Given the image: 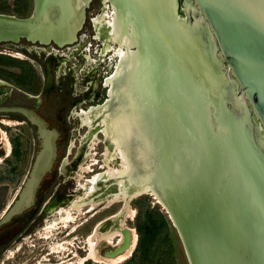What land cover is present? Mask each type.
I'll use <instances>...</instances> for the list:
<instances>
[{
  "label": "water",
  "instance_id": "1",
  "mask_svg": "<svg viewBox=\"0 0 264 264\" xmlns=\"http://www.w3.org/2000/svg\"><path fill=\"white\" fill-rule=\"evenodd\" d=\"M191 1L194 5L184 10L182 18L177 0H118L117 7L129 15L141 42L155 53L159 72L160 68L177 71L188 107L199 123L197 130L193 125L183 127L190 136V153L200 154L189 192L182 190L170 162L151 172L157 178L152 189L144 182L139 160L133 170L141 174L126 182L144 186L160 199L190 264H212L219 258L220 264L232 263L238 257H247L248 264H264V153L254 138L252 120L254 114L264 131V0ZM40 3L36 0L34 18L28 20L0 15V33H6L0 43L27 39L36 31L39 26L30 25L38 20ZM234 92L236 105L231 98ZM10 111L37 128L39 146L18 198L0 226L34 204L39 184L57 157L54 130L30 111ZM173 117L183 124L176 114ZM129 231L123 230L120 247L109 257L129 247ZM241 242L246 252L243 246L240 249Z\"/></svg>",
  "mask_w": 264,
  "mask_h": 264
},
{
  "label": "flooded vegetation",
  "instance_id": "2",
  "mask_svg": "<svg viewBox=\"0 0 264 264\" xmlns=\"http://www.w3.org/2000/svg\"><path fill=\"white\" fill-rule=\"evenodd\" d=\"M76 1L77 0H41L38 20H34V22H36V28L39 26L36 30L44 29V31H42V35L45 36L43 42L38 39L29 40L20 38L17 41L0 43V46L12 50V55H9L12 59L26 61L28 66L33 70L28 74L27 85H29V89L26 90L9 83L5 79H0V197L5 189L4 187L8 174L11 176L13 172H16V166L20 157V139H22V135L24 134L17 128H20L22 131H28L34 135L37 144L36 152L39 146V141L36 136L37 128L21 114L10 110L24 109L30 111L44 122L47 129L54 130L58 135L56 140L57 157L53 169L39 184L34 204L0 226V261L6 258V261L13 260L14 263H17V260L20 259L19 256L23 254V246L27 247L26 239L31 238L30 235L34 226L40 222L43 223V218L46 217L47 220L44 222V228L42 229L46 233L45 228L50 222L57 220L50 219L53 214L61 218L65 216V210L68 206H64L67 199L57 192V188L54 187L53 182L48 180V177L53 175L56 163L64 155L67 146L66 136L76 135L78 129L83 127L80 120L81 113H89L90 117H95V121L93 122L94 125L90 128L88 134L89 139L98 132L102 133V126H100L96 120L98 117L97 114L100 112L98 108H102L104 105H107L106 108L108 111H103L108 113L110 117L116 116L115 113H118V110H122L123 104L125 105L124 111L128 116L130 107H132L133 113L136 111L139 115H144L145 112L146 78L144 77L149 65H147L146 59H148L147 57L150 52L147 50L146 45L139 39V34L136 33L135 27L134 30L132 29L134 23L129 19L130 17L127 13L120 11L115 0H86L87 2L83 8L79 7V0V3L74 5ZM35 3L36 0H32V11L27 16L28 18L26 17L23 19L11 15H0L14 17L19 20H28L34 16ZM192 3L191 0H177L178 14H181L182 18H184L185 15L184 10L194 5ZM93 4L98 6V9L103 14L102 16L99 17L98 15L90 13ZM67 11L69 12L68 14ZM112 11H116V13L114 14ZM104 12L109 13V16L104 17ZM68 19L73 24L70 38L67 37V39L62 40L58 35L59 32H45L46 27L59 29L67 26L66 22ZM109 21L112 22L113 25L110 24ZM58 22L61 26H59ZM85 23H88L89 29L85 27ZM112 32H114V35H118L117 42L124 39L126 43V45L122 47L121 52L124 53L121 58L118 54V45L114 44L111 39ZM138 41L140 42L139 44ZM98 43L100 44L98 45ZM0 55L4 54L0 52ZM113 68L114 71L112 74L107 76L101 75L102 70L104 71L103 73H107L108 70H112ZM117 71L118 73L115 75V78L110 80L112 75ZM35 80H37L40 86L39 89L33 87ZM98 88L102 90L101 93L103 97L101 99H98ZM109 92L112 94L111 96ZM82 107H84V109ZM74 109H77V111ZM75 125L77 126L75 127ZM105 142L107 146H110L107 141ZM82 145L83 148L87 147L86 143ZM127 150L126 147V153L128 154ZM36 152L31 159L30 169ZM63 164H65V160ZM72 166H75V163ZM129 187L130 189L137 188V186L133 184H129ZM20 190L4 208H1L0 203V220L17 200ZM113 190L115 189L111 186L105 189L103 193L97 192V189L91 193L94 199L98 193L104 196L108 192L112 193ZM103 205L104 204H100L97 207H102ZM97 207L92 210L97 209ZM92 210H89L88 213ZM117 240L115 243L112 241L110 245H100L98 248L99 255L102 257H109L108 254L119 247L116 245ZM68 246L71 245L69 244ZM71 250L73 249H69L71 254L69 261L72 259L74 260ZM75 251H77L79 258H84L79 255L81 253L82 255L85 254V251L83 252L81 247H75ZM7 254H9L8 257ZM66 256L69 255L67 254L65 257ZM62 263H64L63 260L56 264ZM37 264L41 263L38 262Z\"/></svg>",
  "mask_w": 264,
  "mask_h": 264
},
{
  "label": "rangeland",
  "instance_id": "3",
  "mask_svg": "<svg viewBox=\"0 0 264 264\" xmlns=\"http://www.w3.org/2000/svg\"><path fill=\"white\" fill-rule=\"evenodd\" d=\"M31 11H32V0H0V14L11 15L18 18H26L31 13ZM90 13L98 15L99 17L103 15L102 12H100V10L98 9V6L96 4L92 5ZM107 14L109 15V13ZM180 16L182 15L180 14ZM85 27L89 29L88 23H85ZM99 44L100 43H98V45ZM0 52L4 54V55H0V79H5L9 83L21 89L24 90L29 89V85H27L28 82L27 77L28 74L31 73L33 70L31 69V67L28 66V63L26 61H18L12 59L9 55H12L13 52L9 48L0 46ZM149 55L152 59H154L153 54L150 53ZM156 67H157L156 65H154L152 68L148 67L146 71V75L144 77L146 78V97L144 102V107H145L144 115L141 114L139 117L138 114V118L140 119L138 120L137 123V119L134 117L137 115L136 111L135 113H133V109L132 107H130L129 116L127 115L124 118V121L127 120L126 122L129 126L127 131L126 147L128 149L127 155H128V163L130 169L128 173L125 174L123 178V182H125L124 184L125 190L128 192V194H132L135 192L139 193L136 198L129 201L128 209L130 210V212L127 213V215H125V219H124V224L127 227V229H129L130 231L132 230L136 235V243L131 255L122 261L114 262V263L111 262L101 263L92 259H89V261L86 260L87 262L86 261L79 262V259L82 258H79V256L77 255V251H75V247L78 246L81 247L83 252L85 251V254L82 255L81 253L79 255L80 257H85L88 249L87 240L92 235L95 227L104 219L114 215L115 213L119 212L121 208H123V203L118 202L110 206L109 208H104V206L102 207L100 206L97 207V209L92 210L88 213V211L90 210L89 209L90 206L88 205L89 201L87 200L85 204L80 205V203L84 202L85 198L87 197H89L88 199L93 198L92 197L93 192L90 193L91 189L93 188V183H94L93 179L97 175H100L104 173L105 170H107L103 161L105 159V156H107L106 155L107 151H109L108 150L109 146L107 147V143L104 141L105 138L102 133L98 132L97 135L95 134L94 136H92V138L88 139V134L90 129L87 126H83L81 129H78L76 135L66 136L67 146L64 155L56 163L53 175L48 177V180L54 183V187L57 188V192H59V194L62 197H65L67 199L64 207L68 206L67 207L68 209L70 208L71 205L80 206L79 209L72 210L70 212L71 216L72 215L74 216V219H71V223H67L66 225H64V223L62 222V218L59 217L58 215L53 214L51 216L52 218L50 219L51 220L57 219V220H54V222L52 221L50 222L49 226L52 225L53 228H51L49 232L46 234L42 229L44 228V222L47 219L46 217L43 218V223L40 222L39 224L34 226L33 231L31 232L30 235L31 238L26 239L27 247L23 246L22 249L23 254L19 256L20 259L17 260L18 262L14 263L13 260L6 261V258H3L0 261V264H2V262L3 264H37L38 262L41 264H56L60 262V260H63L64 262L71 264H189L190 263L184 245L181 241V238L177 230L173 226L171 220L169 219L165 207L156 197L152 195L153 194L152 191H148L144 186L139 189L138 187L135 189L132 188L129 189L130 188L128 184L129 182L128 183L126 182V180L128 181L129 179H132V177L133 178L139 177L138 173L140 170L139 169L133 170V166L137 165V161L139 160L140 163L142 164V168L141 166L140 168L143 169L144 182L150 183V188L152 189L153 187H155L153 183H155L157 178L153 177L154 174L152 175L151 172L153 170L154 172L155 170L157 172V170L163 167L162 166L163 164L165 167V164L169 165L170 162L173 173L175 174V176L178 177L180 186L181 188H183L182 190H186L187 192H189L190 190L189 183L191 181L190 177L191 175L193 176L194 174H196L195 171H197L199 166L198 158L200 154L198 153L199 155L197 154L193 156L192 153H190L192 150L191 148L189 149L187 146L191 142L189 138L190 136L189 137L186 136L184 134L185 131L183 129V127L185 128V126L186 127L194 126L196 130L197 127L199 129L198 117L196 116L197 117L196 119L194 113L192 114L193 110L190 111V109H188L189 100L186 98L185 94H183L184 90L179 83L177 71H175L172 68V69H168L167 72L165 68H160V72H159V69H157ZM169 70L173 74H171ZM113 71L114 68L112 70H108L107 73L106 72L103 73L104 71L102 70L101 75L107 76L112 74ZM114 78L115 77H113L112 75V78L110 80H113ZM168 84L170 85V88ZM33 87L39 89L40 86L38 85L37 80L34 81ZM140 89H141V84H140ZM98 91H99L98 99H101L103 97V94L101 93L102 90L98 88ZM184 104L187 106H184ZM170 106L173 108L172 110L174 116L176 114L178 117H180L183 124L181 122L180 123L176 122L178 120L177 119L175 120V118L173 117V113L171 111ZM106 107L107 106L104 105V107L98 108L100 109V112L97 114L98 115L97 119L100 116L105 117L106 119L105 122L109 125L110 122L114 120L115 116L110 117L108 113H105L103 110H107ZM82 108L84 109V107ZM175 108L178 109L177 110L178 114L176 113ZM190 116L191 118H189ZM94 118L91 117L93 121H95ZM117 118H121V117H117ZM252 120H253L254 138L260 144V147L264 153V136H263L264 131L261 128L254 114H252ZM137 124H139L140 127H138ZM76 126L77 125H75V127ZM17 129L24 134L22 135V139H20V144H21L20 157L18 159V163L16 166V172H13L11 176L8 174L9 179L7 178L6 185L4 187L5 189L3 190L2 195L0 197L1 208H4L6 204L10 203L11 200L14 198L15 194L20 190L22 183L24 182L29 172L32 162L31 159L34 153L36 152L37 144L34 135L29 133L28 131H22L20 128ZM185 130L187 129L185 128ZM90 139L91 141L94 139L93 142L95 147L93 146L91 149L87 145L86 148H83L82 144L86 143L87 141L90 142ZM197 146H201L200 141L198 142ZM91 152H93L92 156H94V159L96 160L93 164L91 162L92 161L91 158L89 157ZM108 156H107V161L108 162L110 161L109 166H111L113 169H118L120 166L119 158L118 157L116 158L114 156L113 157L110 156L108 157ZM193 157L197 161H195ZM64 160H65V164H63ZM74 163L75 166H72ZM140 163H138V165H140ZM89 164L91 167L89 166ZM186 165H189L190 168L187 167ZM81 167H89L91 171L88 173H83L81 171ZM164 167L162 169H164ZM136 171L137 174L135 175ZM131 173L132 176L130 175ZM117 178H119V176H117ZM214 178L215 176H213V180ZM139 190L141 191L143 190L142 193L139 192ZM146 206H149L150 209L159 212L164 217L166 224L164 228L161 227L160 230L157 233H155L154 238L151 241L152 245H150L149 247V250L151 252V257L142 260L141 258L142 256L140 254L141 249L138 246L136 217L138 216V213L141 210H143ZM117 225L118 224L116 221V222H111L107 227L117 228L118 227ZM146 237L148 238L147 234ZM115 242L116 240H114V243ZM71 243H74L72 244L74 246H72ZM69 244L71 246H68ZM59 245L61 246V249L64 250L63 251L60 250L59 253H53L52 248H55ZM243 245L244 243L241 242L240 249H242ZM71 248L73 249L71 251H74L76 257L72 252L74 260L72 259L69 261V259L71 258L69 249ZM243 251L246 252L245 245L243 246ZM67 254L69 256L65 257V255ZM8 255L9 254H7V257ZM225 258L226 256L223 259ZM237 259H235V261H233L232 263L231 262L229 263L227 260L226 263L224 264H248L247 257H240V258L238 257ZM220 262H221L220 258L217 260L214 259L212 264H220Z\"/></svg>",
  "mask_w": 264,
  "mask_h": 264
},
{
  "label": "bare ground",
  "instance_id": "4",
  "mask_svg": "<svg viewBox=\"0 0 264 264\" xmlns=\"http://www.w3.org/2000/svg\"><path fill=\"white\" fill-rule=\"evenodd\" d=\"M60 1V0H59ZM80 1V4H79V7L80 8H83V6L86 4V0H79ZM79 1L77 0L74 5H76L77 3H79ZM188 1V0H187ZM60 3V2H59ZM62 3V2H61ZM116 5L119 4L118 0L115 1ZM187 3V2H186ZM185 4V3H184ZM193 4V3H192ZM63 5V4H62ZM106 5V4H104ZM59 6V5H58ZM107 6V5H106ZM110 6V5H109ZM108 7V6H107ZM106 7V8H107ZM184 7V6H183ZM59 8V7H58ZM63 8V7H62ZM65 8V7H64ZM190 8V7H189ZM114 10V8H113ZM76 11V10H74ZM73 11V12H74ZM81 11V10H80ZM111 11V10H110ZM114 14L116 13V11H112ZM60 13V12H59ZM65 13V12H64ZM69 12L67 11V14ZM85 14V13H84ZM107 13H104V17H108L109 15H106ZM113 14V15H114ZM65 15V14H64ZM63 15V16H64ZM81 15V14H80ZM58 16V15H57ZM115 17V16H114ZM2 18V17H1ZM28 18V17H27ZM71 18V17H70ZM103 18V17H102ZM111 18V17H110ZM17 19V18H16ZM24 19V18H23ZM54 19V18H53ZM105 19V18H104ZM130 19V18H129ZM19 20V19H18ZM26 20V19H25ZM59 20V19H58ZM57 20V21H58ZM60 21V20H59ZM110 22V21H109ZM36 22H32L30 26L34 27L33 25L36 26L35 24ZM59 23V22H58ZM63 24V23H62ZM67 26H64L63 28H51V27H46L45 29V32H48L49 31L51 33H58L59 37L64 40V39H67V37L70 38V35H71V31H72V28H73V24L71 23V21L68 19L67 22H66ZM65 24V25H66ZM84 24V22H83ZM97 24V22H96ZM105 24V23H104ZM110 24H112V22H110ZM132 24V23H131ZM113 25V24H112ZM59 26L60 23H59ZM107 26V25H106ZM132 29L134 30V25H132ZM45 27V26H44ZM82 27V26H81ZM128 28V27H127ZM36 30V31H33L31 33H29V35L27 36V39L29 40H40L41 42H43L45 40V36L42 35V31L43 30ZM79 30V29H78ZM75 31V30H74ZM107 31V30H106ZM111 31V29H110ZM131 31V30H130ZM109 33V32H108ZM2 34H6V33H0V37L2 36ZM111 39L112 41L114 42V44L118 45V48H119V57L121 58V56L123 55L124 52H121L122 50V47H124L126 45V43L124 42V39H121L120 42H117L118 40V35H114V32H112L111 34ZM65 36V37H64ZM58 37V38H59ZM64 37V38H63ZM50 39V38H49ZM110 39V41H111ZM75 41V40H74ZM46 42V41H45ZM55 42V41H54ZM106 43V42H105ZM111 43V42H110ZM140 42L138 41V44ZM41 44V43H40ZM112 45V44H110ZM117 47V46H116ZM136 47V46H135ZM110 48V47H109ZM34 49V48H33ZM38 49V48H37ZM139 49V48H138ZM34 51V50H33ZM135 53V52H134ZM151 54H153L154 56V59H152L150 57V55L147 57L148 59H146V63L147 65L149 64L150 67L152 68L155 64H156V61H155V53L154 52H151ZM107 56V55H106ZM92 58V57H91ZM90 61V60H89ZM88 61V62H89ZM128 63V62H127ZM123 64V63H122ZM148 65V67H149ZM90 66V65H89ZM88 66V67H89ZM118 69V68H116ZM170 71V70H169ZM85 72V71H84ZM118 73L115 72L113 77H115V75ZM171 73V71H170ZM79 74V73H78ZM82 74V73H81ZM85 74V73H84ZM173 74V73H171ZM203 74V73H202ZM80 76V75H79ZM173 76V75H172ZM175 77V76H174ZM78 78V77H77ZM81 78V77H80ZM83 78V77H82ZM112 78V77H111ZM87 80V79H86ZM169 80V79H168ZM172 80V79H171ZM91 81V80H90ZM124 81V80H123ZM88 82V81H87ZM111 82V81H110ZM170 82V81H168ZM178 82V80H177ZM86 83V82H85ZM173 83V82H172ZM179 84V83H178ZM78 85V84H76ZM169 85V84H168ZM174 85V84H172ZM212 85H215L214 83H212ZM79 86V85H78ZM104 86V85H103ZM178 86V85H177ZM80 87V86H79ZM78 87V88H79ZM167 87V86H166ZM219 88V91H222V89L220 88V86H217ZM77 88V89H78ZM169 88H170V85H169ZM224 88V87H223ZM90 89V88H89ZM84 90V89H83ZM124 90V89H123ZM224 90L227 92V90L224 88ZM169 91V90H168ZM176 91V90H175ZM122 92V91H121ZM223 92V91H222ZM177 93V92H176ZM224 93V92H223ZM84 94V93H83ZM110 96L112 95L110 92H109ZM184 94V93H183ZM182 94V95H183ZM95 95V94H94ZM177 95H180V94H177ZM228 96V94H225L224 93V96ZM81 96V95H80ZM96 96V95H95ZM122 97V96H121ZM91 98V97H90ZM96 98V97H94ZM231 98L233 100V102L235 103L236 105V94L235 92L231 95ZM92 99V98H91ZM123 99V98H122ZM161 100V99H160ZM179 100V99H178ZM95 101V100H94ZM112 102V101H111ZM182 102V101H181ZM114 103V102H113ZM112 103V104H113ZM183 103V102H182ZM111 104V105H112ZM164 104V103H163ZM107 106V105H105ZM118 106V105H117ZM131 106H132V103H131ZM184 106H187L184 104ZM79 107V106H78ZM76 108V107H75ZM116 108V107H115ZM186 108V107H185ZM189 109V108H188ZM75 110V109H74ZM113 110V109H112ZM125 110V105L123 104L122 106V110H118L119 112L118 113H115L116 116L114 117V120L110 122V124L108 125L105 121V117H99L96 121L98 122V124L101 127V132L102 134L104 135V138L105 140L104 141H107L108 143H110V146L108 147V150L106 155L110 156V157H118L119 158V161H120V166L118 169H113L111 166H109V163L110 161L108 162L107 161V156H105V159L103 161V163L105 164V167L107 168V170H105L104 173L100 174V175H97L93 180H94V183H93V188L91 189V192H94L96 189H97V192L99 191V193H103L105 189L113 186L115 190L112 191V193L108 192L106 195H98L93 199H88L89 197L85 198L84 199V202L80 203L81 204H85L87 202V200L89 201L88 206L90 210H92L93 208L99 206L100 204H104V208H109L110 206L114 205L115 203H118V202H122L123 203V208H121V210L117 213H115L114 215L104 219L102 222H100L94 229L92 235L88 238L87 242H88V249H87V254L84 258L82 259H79V262H82V261H86V260H89V259H92V260H95V261H98V262H111V263H114V262H119V261H122L126 258H128L132 251L134 250V247H135V243H136V235L135 233L131 230L129 231L130 232V244H129V247L127 249H125L121 254L115 256V257H101L99 256L98 254V248L100 247V245L102 244H107V245H110L112 243V241L114 240H117V246L120 247L121 243H122V240H123V235H122V231L124 229H127V227L125 226L124 224V219H125V215H127V213L130 212V210L128 209V203L129 201H131L132 199L136 198L138 196V192H135V193H132V194H128V192L125 190V182H123V178L125 176L126 173H128L129 169H130V166H129V163H128V158H127V153H126V142H127V131H128V124H127V120L124 121V118L127 116L126 112L124 111ZM178 110V109H177ZM77 111V109L75 110ZM89 111V110H88ZM91 111V109H90ZM108 111V110H107ZM110 111V110H109ZM183 111V110H182ZM191 111V110H190ZM80 113V112H79ZM166 113V112H165ZM185 113V112H184ZM183 113V114H184ZM136 116H134L136 119H137V123H138V120L140 118H138V112H136ZM178 114V113H177ZM191 114V113H190ZM77 117V116H76ZM117 117H121V118H117ZM140 117V115H139ZM191 118V116L189 117ZM197 119V117H196ZM80 120H81V125L82 126H87L89 129L92 128V125L93 124V120L91 119V117L89 116V113H81L80 115ZM79 120V121H80ZM140 122V121H139ZM7 123V122H6ZM79 123V122H78ZM131 124V123H130ZM143 124V123H142ZM97 125V124H96ZM138 127L139 124H137ZM132 127V126H131ZM174 131V130H173ZM97 135V134H96ZM175 136V135H174ZM264 136V135H263ZM186 138V137H185ZM188 139V138H187ZM184 140V139H183ZM182 140V141H183ZM94 139L91 141L90 139V142H86V144L89 146V148L92 149V147L94 146ZM181 141V142H182ZM5 142V141H4ZM178 142V141H177ZM176 142V143H177ZM8 143V142H7ZM186 143V142H185ZM5 145V143H4ZM188 146V145H187ZM95 147V146H94ZM10 148V147H9ZM106 149V148H105ZM187 149V148H186ZM6 150V149H5ZM112 150V151H111ZM112 153H111V152ZM263 151V150H262ZM92 153L89 155V157L91 158V161L92 164L96 161L94 159V156H92ZM189 153V152H188ZM199 155V154H198ZM108 156V157H109ZM190 156V155H189ZM188 157V156H187ZM197 157V156H196ZM88 158V157H87ZM141 158V157H140ZM190 158V157H189ZM194 158V157H193ZM199 159V158H198ZM88 160V159H87ZM195 160V158H194ZM197 161V160H195ZM190 162V160H189ZM195 164V163H194ZM85 166V165H84ZM90 166V164H89ZM91 167V166H90ZM81 171L83 173H88L91 171V169L89 167H81ZM137 174V171L135 172V175ZM141 174V171H139L138 173V176ZM134 175V177H135ZM106 176V177H104ZM117 176H119V178H117ZM136 178V177H135ZM109 179V181H108ZM82 183V182H81ZM83 185V184H82ZM128 185V184H127ZM94 189V190H93ZM130 189V188H129ZM135 189V188H134ZM139 189V188H138ZM131 191V190H130ZM129 191V192H130ZM143 191V190H142ZM141 190H139V192L142 193ZM90 192V193H91ZM140 193V194H141ZM154 197H156L159 201L160 199L153 193L152 194ZM161 202V201H160ZM87 207V208H88ZM80 206H73L71 205L70 208L66 209L65 211V216L62 217V222L64 223V225H66L67 223H71V219H74V216L72 218L71 216V211L72 210H76V209H79ZM78 211V210H77ZM80 212V211H79ZM117 221V228H112V227H107L109 226V224L111 222H116ZM73 222V221H72ZM53 228V226H47L46 227V234L49 232V230ZM72 245V243H71ZM74 246V245H72ZM244 246V245H243ZM246 247V246H245ZM62 250L61 249V246H57L55 248H52V251L53 253H59V251ZM64 250V249H63ZM62 250V251H63ZM74 253V251H72ZM74 256L76 257V254L74 253ZM238 260V259H237ZM61 261V260H60ZM203 262H206L205 260V257H203ZM62 264H71V263H62ZM190 264V263H189Z\"/></svg>",
  "mask_w": 264,
  "mask_h": 264
},
{
  "label": "trees",
  "instance_id": "5",
  "mask_svg": "<svg viewBox=\"0 0 264 264\" xmlns=\"http://www.w3.org/2000/svg\"><path fill=\"white\" fill-rule=\"evenodd\" d=\"M155 218L158 221H156ZM136 221L138 246L141 249L140 254L143 260L151 257V252L149 250L150 245H152L151 241L153 240L155 233H157L161 227H165L166 221L159 212L150 209L149 206H146L138 213ZM146 234L148 235V238L146 237Z\"/></svg>",
  "mask_w": 264,
  "mask_h": 264
}]
</instances>
